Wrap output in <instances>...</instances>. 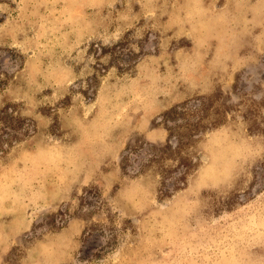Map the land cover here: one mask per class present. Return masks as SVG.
<instances>
[{"label": "rangeland", "instance_id": "obj_1", "mask_svg": "<svg viewBox=\"0 0 264 264\" xmlns=\"http://www.w3.org/2000/svg\"><path fill=\"white\" fill-rule=\"evenodd\" d=\"M0 264H264V0H0Z\"/></svg>", "mask_w": 264, "mask_h": 264}]
</instances>
